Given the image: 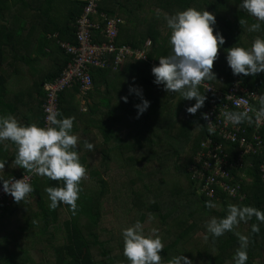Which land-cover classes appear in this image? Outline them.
<instances>
[{"label": "trees", "instance_id": "1", "mask_svg": "<svg viewBox=\"0 0 264 264\" xmlns=\"http://www.w3.org/2000/svg\"><path fill=\"white\" fill-rule=\"evenodd\" d=\"M239 2L97 0L96 15H89L98 23V28L90 31L91 43L109 44L103 33L107 25V20L100 17L103 15L115 21L116 37L112 45L117 50L126 46L133 51H144L145 59H136L133 53L121 63H115L114 54H111L110 59L105 57L106 62L101 68L87 64L84 70L87 84L75 79L69 87L58 92V111L63 117L75 118L76 150L87 175L80 181L82 192L75 215L65 204H59L55 210L48 207L45 187L59 186L62 181L37 177L31 183L34 189L31 195L36 197L37 210L32 211V216L25 218L24 222L28 220L25 225L31 233L29 242L33 254H39V260H31L29 256L26 260L31 264H128L123 256V240L115 243L112 227L107 229L104 226L102 212L103 204L111 200L118 204V210L123 211L128 197L130 207L138 210L129 226L136 221L143 226L148 222L150 228L149 225L144 228L146 234L155 226L162 227V233L159 229L164 243L160 253L161 264H167L168 259L180 254L191 259L193 264H232L239 247L237 234L249 237L246 264H264V223L258 222L255 216L239 223L232 232H226L214 242L211 234L207 233V222L212 217H224L229 203L253 206L264 212V170L261 168L264 163V121L262 126L254 122L236 125L237 138L244 137L252 146L247 150L239 141L232 142L215 130L209 131L204 111L211 97L201 85L199 91L205 93V104L192 115L186 113V108L195 101L183 100L178 92H166L163 85L153 83L151 74L152 67L158 65V59L171 52L168 43L170 30L163 19L164 14L171 15L188 7L206 9L214 14L215 30L223 35L225 43L213 63L216 80L203 83L224 93L238 79L242 89L264 97V73L234 76L226 63L227 49L232 46L249 47L256 36H264V23H261L260 32L248 31L256 19L239 9ZM87 5L88 0H0V69L9 57L11 61L7 66L12 69L9 75L0 74V102L5 100L13 108L15 101L8 98L9 87L13 86L11 95H15L18 102L36 94L33 84L41 96L44 84L60 78L76 57L67 53L61 43L76 45L75 23ZM240 20L244 23L240 24ZM54 34H57L56 39L52 37ZM48 43L55 45L48 46ZM146 43L149 44L148 49ZM49 57L56 62L48 66L44 63ZM133 80L143 90V97L150 101V107L139 118L134 105L140 100L129 95L128 91ZM125 96L127 103L121 100ZM34 102L31 97L21 102L19 112L37 110ZM81 102L84 111L80 107ZM40 116L43 127L42 113ZM77 122L84 125L80 131L76 127ZM95 132L102 141L97 142L92 151L81 154L84 138L93 136ZM255 137L259 138L261 146L255 145ZM208 140L220 146L215 154L221 159V168L226 175H215L210 167L202 178H192L190 168L197 166V156L202 154L200 145ZM96 154L100 155L99 166L94 163ZM212 163L214 165V161ZM112 168L119 169L125 176L121 182L115 179ZM210 177L213 181L210 188L214 192L211 197L204 191ZM43 181L45 187H39ZM168 181L171 185H166ZM219 183L232 189L233 194L223 190ZM172 201L174 204L170 205ZM206 201L216 206L206 208ZM183 207L186 208L181 209ZM10 209L5 202H0V227L6 225ZM61 210L67 212L64 219L59 220L58 212ZM150 216L153 218L149 219ZM22 217L19 216L20 219ZM253 223L259 225L258 233L251 232ZM53 225H59L58 232L49 230ZM200 230H204L208 239L204 237L196 247L187 249L190 252L183 250Z\"/></svg>", "mask_w": 264, "mask_h": 264}, {"label": "clouds", "instance_id": "2", "mask_svg": "<svg viewBox=\"0 0 264 264\" xmlns=\"http://www.w3.org/2000/svg\"><path fill=\"white\" fill-rule=\"evenodd\" d=\"M238 8L256 19V22L248 27V31L260 32L261 23H264V0H240ZM157 12L159 13V10ZM163 19L170 30L168 43L171 46V52L161 56L158 59V65L152 67L153 83L163 85L166 92H178L183 100H194L195 103L186 108V113L194 115L204 106L206 100L205 93L201 94L199 86L203 88L202 84H207L203 83L205 80H216V74L212 71L213 63L225 39L218 30H215L214 14L206 9L197 10L188 7L171 15L165 13ZM239 23L242 24L244 21L240 20ZM52 37L57 38V34ZM226 63L234 76L249 77L264 73V36H256L249 47L232 46L227 49ZM50 84L52 82L43 85L40 96L43 97L40 107L42 122L46 88ZM128 91L129 95H135L140 100L139 104L134 105L139 118L150 107V101L143 97V90L135 85L134 80ZM121 100L124 103L128 102L127 96L121 97ZM249 112H253V116H250ZM222 116L225 122L232 125L251 123L254 118L257 122L264 120V97H261L258 108L225 110ZM74 119V117H63L58 111V98L57 111L48 113L43 127L36 123L24 125L11 114L0 115V143L9 141L15 145V157L10 165L14 164L24 170V174L16 178L8 176L9 178L6 179L4 168L8 160H0V172L4 173L0 175V190L9 195L2 202L8 201L11 197L17 203L24 201L27 196L31 198V193L34 191L31 183L37 177H40V180H42L41 177H46L52 181H62L59 186H44L49 200V209L55 210L59 204H65L75 215L77 200L82 192L80 181L86 177L87 169L81 163L76 150L78 136L73 132ZM204 119H207L206 115ZM212 130L209 123V131ZM4 146L7 147V145ZM83 146L89 151H92L94 147L87 140L83 141ZM30 173L34 175L31 183L30 177L26 176ZM20 177L22 178L18 179ZM215 206L211 201L205 202L206 208ZM253 216L258 222L264 223V212L261 210L253 206L229 203L224 217H212L207 222V233L211 234L214 242L216 238L223 236L226 232H232L239 223L247 222ZM152 218L149 217V219ZM259 230L257 223L251 225L252 233H258ZM237 235L239 247L234 253L232 264H246L249 237ZM121 236L123 256L128 264H161L160 253L164 243L158 228L154 227L146 234L142 223L136 221L122 229ZM205 239L207 240L208 236H205ZM167 264H193V261L184 254H180L168 259Z\"/></svg>", "mask_w": 264, "mask_h": 264}, {"label": "built area", "instance_id": "3", "mask_svg": "<svg viewBox=\"0 0 264 264\" xmlns=\"http://www.w3.org/2000/svg\"><path fill=\"white\" fill-rule=\"evenodd\" d=\"M96 3L97 0H88V5L85 7L83 15L76 21V45H68L61 43V47L66 50L67 53L75 55L73 63H69L67 68L61 74L60 78L52 84L48 85L46 103L43 106V124L45 126L46 116L50 111H57V94L59 91L63 90L66 87H69L75 79L80 82L87 84L86 70L87 64L95 67H103L105 57L111 58V54H114L113 61L115 63H121L125 60L127 56H131L133 53L136 56V59H145L144 52L142 51H133L128 47H122L117 50L116 47L112 45V40L116 37L115 31V21L112 19H107L103 15H100L101 18L107 20V25L104 27V37L109 41L108 43L103 44H92L91 43V29L96 30L98 28V23L92 21L89 18V15H96ZM205 92L211 97L207 104V107L204 111V116H207L205 119L207 125L211 123L212 129L217 131L224 139L229 141H239L241 146L250 149L252 146L248 144L244 137L237 138L236 135V125L227 123L224 121L222 112L225 110L239 111L244 110L249 107L253 109L260 106L261 97L255 92H247L245 89L240 87V81L237 79L233 82L232 86L226 92H220L213 87L202 84ZM250 116H253V112H249ZM264 120L257 122L255 118L253 122L258 126H262ZM230 128V129H228ZM255 145H260L261 142L259 138L255 137ZM200 147L202 148V154L200 153L197 156L195 164L197 166H192L190 172L192 173V178H202L205 171L212 167V173L215 175H220L224 177L225 172L221 168V159L216 156V150L220 148L217 144L213 143L211 140L204 141L201 143ZM211 160H209V159ZM214 161V165L212 163ZM262 170H264V163L262 164ZM26 176L30 177L29 182L31 183L33 176L31 173ZM22 177L18 178L21 179ZM213 183L212 178H208L204 191L206 195L211 197L213 195V189L210 188V185ZM220 187L223 190H228L229 193L233 194L232 189L228 188L224 183H219ZM9 195L3 193L0 190V202H2Z\"/></svg>", "mask_w": 264, "mask_h": 264}, {"label": "crops", "instance_id": "4", "mask_svg": "<svg viewBox=\"0 0 264 264\" xmlns=\"http://www.w3.org/2000/svg\"><path fill=\"white\" fill-rule=\"evenodd\" d=\"M52 44L54 47L55 45L54 43H48V46H52ZM54 61L56 62V59L49 57L47 58V61L44 64L49 66ZM0 74H3V73H0ZM33 87H34L33 89L36 94H34L33 96L31 95L26 96L22 101H18V102H16V96L11 95L13 86L9 87V91L7 93L8 98L12 97L15 102L13 103V108L10 105H8L5 100H3V102H0V115L11 114L20 123L24 125H27L29 123H36L38 126L42 127L41 126V116H40V113H41L40 107H41L42 102L39 103V101L43 100V97L38 96V91L36 92L35 90L36 88L35 84H33ZM30 97L31 99L35 100L34 103H35V107L37 110L35 109L23 110L19 112V107L21 105V102H25V100L29 99ZM36 99H38V103H36ZM76 127L80 131L81 129L84 128V125L81 122H77ZM90 131L91 129L89 130V132ZM90 138L91 136L86 135L84 139L88 140L89 142ZM4 145H7V147H5ZM0 148H2L0 150V160H1V156L4 153H6L7 150L11 151V155L9 157L2 159V160H8V163L5 165V168H4L5 178L8 179L9 178L8 176L15 177V176L24 174L23 169L16 167L14 164L10 165L11 161L15 157V151H16L15 145L9 141H4L3 143H0ZM4 173L0 172V175H4ZM44 185L45 184L43 181L42 185H40L39 187H42ZM30 199L31 198L25 199V203L23 201L20 203H17V202H14L13 198L11 197L8 201L5 202L7 208L8 209L11 208L10 209L11 212L9 215L7 214L6 216V221H5L6 225L4 227H0V264H31L30 261L26 260V256H29L31 260L32 259L34 260L33 258L34 251L32 250L31 244L29 242L31 238V233L28 231V227L25 225L26 223H23L25 221V218L28 219L30 216H32L31 214L32 212L30 213V215L27 214L28 205H31V202L29 201ZM13 206H16L17 208L12 209ZM21 208L24 211H21L20 210ZM20 215L24 216L23 217L24 221H22L23 224L16 225L14 222V219L15 217H19ZM7 226L12 227L13 230H10ZM27 232L30 234H27Z\"/></svg>", "mask_w": 264, "mask_h": 264}, {"label": "rangeland", "instance_id": "5", "mask_svg": "<svg viewBox=\"0 0 264 264\" xmlns=\"http://www.w3.org/2000/svg\"><path fill=\"white\" fill-rule=\"evenodd\" d=\"M145 45H146V47L148 49L149 48V44L146 43ZM10 61H11V58L9 57L7 59V62H5L3 64V66L1 67L0 73H7L9 75L10 72H12V69H10L7 66V63L10 62ZM38 84L39 83H37V85ZM80 106H81L82 111H84L85 108H84V105H82V102L80 103ZM103 110L106 111V109H103ZM89 140H90V143H92L93 146H95L97 142H101L102 141V138H101V136L97 132H95V134L93 136H91V138ZM81 150H82L81 151V154L87 153V149L84 148V146L82 147ZM94 153L95 152H93V154ZM10 155H11V151L10 150H7L6 153H4L1 156V160L4 159V158H6V157H9ZM99 156H100L99 154H96V156H94V163L97 166H99L101 164V161H100ZM87 158L89 159L90 156L87 157ZM112 170L114 171V176L116 175L115 176V179H117L118 182H121V178L125 177V176H123V173L122 172H119V169H117V168H112ZM162 181H163V179H162ZM119 185H122V183H119ZM166 185H171V182L170 181L166 182ZM163 186L164 185H162V187ZM161 195H162V193H161ZM26 199H28V196L26 197ZM29 201L31 202V205H28L27 214L31 213L32 211H36L37 210V200H36V197H35L34 194L31 195V199ZM45 202L47 204V201H45ZM168 202H170V201H168ZM169 204L170 205H173L174 204V201H172ZM117 207H118V204L114 203V201L111 200V201L106 202V203L103 204V210H102V212H104V217H103L104 226L106 228L107 227H112L111 228L112 229L111 230V234L114 237L115 243H118V242H120V240H122V236H121L122 229H124L126 227H129V223L131 222V219H133L135 217V215H136V212H138V210L134 209L132 206L130 207L128 197H127V201H126V208H124L123 211L121 209L118 210ZM185 208L186 207H183L181 209H185ZM65 212H67V211L61 210V211L58 212V214H59V220L64 219ZM125 212H126V215H124ZM22 221H24V218L23 217H22V219H20L19 217H15V219H14V222H15L16 225H18V224L19 225H22L23 223H27L28 222V220H26V222H23V223H22ZM148 225H149V228H150V224H148V222L145 224L144 228L146 229ZM7 227L10 230H13L12 227H10V226H7ZM155 228H158V229L161 228V231L160 232L161 233L163 232L162 231V227L155 226ZM49 230L51 232L52 231L58 232L59 225L50 226L49 227ZM205 236H206V234H205L204 230L197 231L194 234V236L189 240V243L183 248V250H186V252H190V250H187V249H191L193 247H196V245H198L200 242H203ZM58 240H59V237H57V241ZM117 240H119V241H117ZM192 244H194V245H192ZM33 258H34V260L38 261L39 260V254L38 255L37 254H33Z\"/></svg>", "mask_w": 264, "mask_h": 264}]
</instances>
